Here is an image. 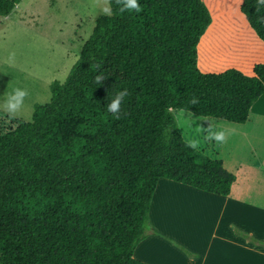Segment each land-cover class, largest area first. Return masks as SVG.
<instances>
[{
	"label": "trees",
	"instance_id": "16d2710c",
	"mask_svg": "<svg viewBox=\"0 0 264 264\" xmlns=\"http://www.w3.org/2000/svg\"><path fill=\"white\" fill-rule=\"evenodd\" d=\"M20 2L0 0V17ZM137 3L96 18L30 122L0 113V264H147L133 254L160 179L231 194L236 175L185 141L173 110L245 124L264 94V63L252 75L204 73L203 0ZM240 12L264 42V0H242ZM125 89L117 119L107 105Z\"/></svg>",
	"mask_w": 264,
	"mask_h": 264
},
{
	"label": "rangeland",
	"instance_id": "374dc122",
	"mask_svg": "<svg viewBox=\"0 0 264 264\" xmlns=\"http://www.w3.org/2000/svg\"><path fill=\"white\" fill-rule=\"evenodd\" d=\"M203 2L212 21L197 48L199 67L209 66L210 73L235 68L251 75L255 64L264 63V42L240 12L242 0ZM103 6V0H21L8 16L0 17V99L16 86H26L30 92L23 115L16 119L30 122L34 106L50 102L51 83L65 81ZM173 114L185 141L206 156L222 160L234 175L238 160L246 166H264V119L258 115L235 124L182 110ZM221 130L226 132L223 142L208 138L210 131ZM248 189L251 200H264L262 180L248 183ZM187 215L184 233L202 237V227H194V212ZM263 258L256 255L254 264H264Z\"/></svg>",
	"mask_w": 264,
	"mask_h": 264
},
{
	"label": "crops",
	"instance_id": "0c3cea01",
	"mask_svg": "<svg viewBox=\"0 0 264 264\" xmlns=\"http://www.w3.org/2000/svg\"><path fill=\"white\" fill-rule=\"evenodd\" d=\"M208 68L199 67L204 73H210ZM251 115L264 119V94L252 106ZM243 165L238 160L236 182L226 197L160 179L150 204L151 227L136 246L134 258L147 264H254L256 255L264 257V200H251L248 189L254 180L264 182V166ZM172 189L192 190L205 198L173 200ZM186 207L194 212V227H202V237L184 233L185 214H190Z\"/></svg>",
	"mask_w": 264,
	"mask_h": 264
},
{
	"label": "clouds",
	"instance_id": "9594fccd",
	"mask_svg": "<svg viewBox=\"0 0 264 264\" xmlns=\"http://www.w3.org/2000/svg\"><path fill=\"white\" fill-rule=\"evenodd\" d=\"M113 2L115 3L117 9L120 12H131L133 10L136 12L140 11V5L137 3V0H103V14H113ZM96 80L99 84L103 82V78L99 76L96 78ZM127 95V89L119 91L115 94V97L107 105V111L113 114L117 119H119V116L117 114L120 112L121 104ZM29 96L30 92L26 86L13 87L11 91L6 92L3 95V98L0 99V113L11 118H16L23 115V111L26 106V101L28 100ZM208 138L217 142H223L226 139V132L224 130L210 131Z\"/></svg>",
	"mask_w": 264,
	"mask_h": 264
},
{
	"label": "bare ground",
	"instance_id": "6f19581e",
	"mask_svg": "<svg viewBox=\"0 0 264 264\" xmlns=\"http://www.w3.org/2000/svg\"><path fill=\"white\" fill-rule=\"evenodd\" d=\"M198 64H199V61H198ZM170 193H171V197L173 200H193V199L197 200V198H200V197L205 198L204 196L201 195V193H197L192 190L189 191V190H184V189H172Z\"/></svg>",
	"mask_w": 264,
	"mask_h": 264
}]
</instances>
